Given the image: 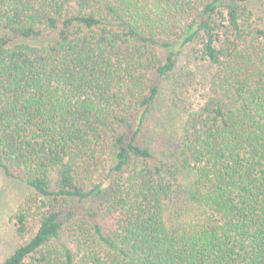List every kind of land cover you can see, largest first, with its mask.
I'll list each match as a JSON object with an SVG mask.
<instances>
[{
  "label": "trees",
  "instance_id": "trees-1",
  "mask_svg": "<svg viewBox=\"0 0 264 264\" xmlns=\"http://www.w3.org/2000/svg\"><path fill=\"white\" fill-rule=\"evenodd\" d=\"M0 167L1 264H264V0H0Z\"/></svg>",
  "mask_w": 264,
  "mask_h": 264
},
{
  "label": "rangeland",
  "instance_id": "rangeland-1",
  "mask_svg": "<svg viewBox=\"0 0 264 264\" xmlns=\"http://www.w3.org/2000/svg\"><path fill=\"white\" fill-rule=\"evenodd\" d=\"M182 63H185V59L181 61ZM178 71H184L181 69V65ZM163 87L165 92L171 90L169 87ZM29 192H31V188L26 183L8 177L0 167V264L22 242L15 234L14 223L10 220V216Z\"/></svg>",
  "mask_w": 264,
  "mask_h": 264
}]
</instances>
